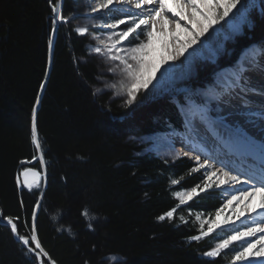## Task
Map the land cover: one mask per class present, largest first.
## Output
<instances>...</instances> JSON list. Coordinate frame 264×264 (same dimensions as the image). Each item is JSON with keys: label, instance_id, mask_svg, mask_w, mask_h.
<instances>
[{"label": "trees", "instance_id": "obj_1", "mask_svg": "<svg viewBox=\"0 0 264 264\" xmlns=\"http://www.w3.org/2000/svg\"><path fill=\"white\" fill-rule=\"evenodd\" d=\"M60 2L64 15L77 14L71 0ZM256 4L248 12L252 26L235 37L234 52L223 55L221 63L232 60L242 46L264 45V0ZM50 28L48 0H0V214L19 217L20 234L30 235L31 209L43 194L37 230L57 264H232L237 242L219 257L203 256L228 231L216 229L198 242L189 239L198 234L195 214L210 217L223 204L218 188L182 205L171 223L155 219L178 203L173 192L202 179L200 172L189 173L184 156L166 160L146 140L183 127L176 103L183 101L181 96L123 105L116 91L102 83L107 79L86 38L69 23L57 26L49 65ZM45 71L49 75L37 113L42 167L32 159L39 153L31 144L30 124ZM209 71L208 65L200 67L195 78L203 81ZM28 166L45 173L44 187L29 191L16 184L17 174ZM181 176L180 184L170 185L169 178ZM85 207L94 220L81 215ZM22 248L10 227L0 222V264H36Z\"/></svg>", "mask_w": 264, "mask_h": 264}, {"label": "snow or ice", "instance_id": "obj_2", "mask_svg": "<svg viewBox=\"0 0 264 264\" xmlns=\"http://www.w3.org/2000/svg\"><path fill=\"white\" fill-rule=\"evenodd\" d=\"M51 11V28L48 38V63L52 61L54 47V36L57 26L69 22V17L64 15L60 0L53 3L48 0ZM127 5H132L136 10L132 13ZM175 5V7H174ZM256 3L249 4L247 0H98V3L91 9L99 13L102 10L111 12L115 9L118 12L131 14L116 17L112 23L106 25L112 31L106 38L90 33L87 26H80L74 29L81 37L91 35L97 41V45L91 48V52L103 56L110 62L112 67L109 72L119 73L122 79L116 84L108 87L117 89V93H123L126 97L124 103L133 105L138 99V93L147 90L156 79L155 72L160 71L164 65H169L164 71L168 72L176 61L182 57L191 55L195 46L202 43V37L212 29L214 25L220 24L237 9L234 14L246 21L244 13L249 8L255 9ZM264 11V7L261 8ZM147 12V15L144 13ZM121 25L124 27L121 28ZM94 27L96 25H93ZM171 26V31H168ZM238 26H233V31H238ZM171 36V42L165 37ZM127 41L130 46L125 47ZM192 49V51H189ZM171 62V63H170ZM233 71L223 76L219 82L213 84V88L219 93L213 95L210 92L201 94L202 102L197 104L192 96L183 101H177L178 109L185 119L189 131H192L197 122L203 123L212 137L224 147H235L246 156L255 160L259 157L260 165L255 171H237L224 168L214 169L209 159L201 160L199 155L192 156L184 153L195 161V166L189 169V173L203 172L202 179L194 186L175 191L172 195L178 203L162 214L156 216L158 222H173L177 217L176 213L182 205L188 204L201 193L212 189L231 191L232 195L218 207L214 214L205 217L201 213L195 214V220L199 224L198 234L192 235L191 241H201L208 237L216 229L228 231L230 234L219 239L203 256L216 258L221 256L224 250L229 249L234 242L239 243V250L234 251L232 264L247 262V264H264V139L256 140L245 130L249 125L255 127L257 120L264 125V46L259 50L253 48L244 57L232 65ZM253 74L260 77L258 81L253 80ZM44 79L39 83L35 102L31 109L30 136L31 144L35 151L33 160L39 159L41 166L45 165L41 139L38 134V107L41 103V94L46 90L48 71L44 72ZM213 100L218 106H224L221 114H212L208 108ZM177 154L175 159H180ZM25 163V161H21ZM167 163V161H165ZM21 177L23 179L21 180ZM183 176L179 179L169 178L170 185H178ZM41 173L34 168L25 167L16 176V184L31 191L39 188L41 184ZM225 185H240V189L224 188ZM148 194L145 193V196ZM259 197V202L256 198ZM40 199L35 201L31 209L30 235H21L17 221L19 217L5 216L0 214V219L6 221L10 232L26 250L25 254L35 257L36 264H57L49 253L44 249L39 239L37 230L38 212L41 208ZM235 201V204L233 202ZM246 201V203H245ZM23 207V201L20 202ZM243 208L237 212L239 205ZM231 208V215H224V211ZM81 215L88 221L96 217L90 215L89 209L85 207ZM191 215V213H190ZM224 215L223 221L220 217ZM247 218V223L245 219ZM239 220L242 227H234ZM179 221L186 224L187 220L183 215ZM92 228V224H88ZM64 229L58 228L57 231ZM71 235V229H67ZM242 242V243H240ZM85 264H88L85 261Z\"/></svg>", "mask_w": 264, "mask_h": 264}, {"label": "rangeland", "instance_id": "obj_3", "mask_svg": "<svg viewBox=\"0 0 264 264\" xmlns=\"http://www.w3.org/2000/svg\"><path fill=\"white\" fill-rule=\"evenodd\" d=\"M71 1L73 3V7H74L73 9L77 11V14L71 15L69 17L70 19L68 23L73 29V31L76 27L87 26L90 30V33H94L95 35L101 36L102 38H106L107 35L111 32V29H108L106 25L112 23V20L114 18L120 17L121 14L127 13V12H123V13L118 12L115 9H113L111 12L107 10H103L99 13H95L91 11V9L93 8L92 0H71ZM256 1L257 0H247L249 4L256 3ZM130 9L132 10V8ZM251 9L252 8H249V10L244 13V16L247 18L246 21L240 19L239 16L235 17L234 14L237 12V9H233V13L230 14V16L226 18L225 21H221L220 24L214 25V27L211 29V33L213 34L214 38H218L221 34L227 36L225 40L221 41L222 52L220 54L218 53L219 55L215 54L213 49H210L209 51V53L213 56L211 59H204V58L198 59L196 56L195 57L188 56V54L186 53L185 59L189 60V64H186V66L180 68L179 75L177 74L173 79L174 76H172V74L169 71L165 72L162 67L160 71L155 72L156 79L153 80L152 85H150L147 90H143L140 93H138V99L133 105H137L139 101L147 97L156 98V97L169 96V97L177 98L178 94L181 96L183 100H185L188 96H192V98L196 101L197 104H201L199 103L201 94L204 93V91L209 87L210 81L214 82L213 80L214 74L209 71L207 73V77H208V78L206 77L207 79L205 78L203 81H197V79L195 78L197 69L200 67H204L206 65H208V67H210L211 65V69L212 66H214L215 68L218 65L215 64L216 59H220L225 54L229 56L234 52L235 48L233 43L235 42L234 40L235 37L238 35H242L244 33V29H249L252 26L251 25L252 23L248 17V12ZM93 25L96 26L94 27ZM234 25L238 26L239 29L238 31H233ZM84 37L86 38L87 41L86 44L88 50L90 53H92L91 48L97 45V41L93 39L91 35ZM124 44L125 47L130 46L128 42ZM245 47L247 48V46ZM245 47H243L239 51V53L237 54L238 57L240 56V53ZM200 52H202V48H200ZM93 54L96 56L95 61L99 67V71L101 73L103 72L104 73L103 77L107 79L106 82L102 81V83H104L105 85H111V84H116L118 81L122 79V76L119 73H112L108 71V69L112 67V65L110 64L109 61H107L105 57L97 55L95 53ZM103 77L101 78L102 80ZM112 91H116L117 98L121 100L119 102L122 103L123 105H126L124 103V100L126 98L124 94L123 93L118 94L117 89L115 88H112ZM184 125H185L184 128L186 129L183 132L184 134H174V136L181 140L187 141L188 146L186 147L187 148L186 150L180 147L181 150H184L185 152H182L180 150L179 146L176 144V141L168 139V137L173 138V136L165 135L160 132L153 133V135L147 137L146 140L150 141L151 150L154 151L157 155L169 161H173L177 156V154L181 156L186 152L194 156L195 152L192 151V148H196L202 151L203 150L202 143L199 141V139L195 136V134L192 131H189L186 123ZM173 143H175L176 145H173ZM189 149L190 151H187ZM183 156L186 159H188L191 168L195 166V161L191 159L190 156H185V155ZM200 175L201 177L203 176L202 171L200 172ZM222 187L226 188V185ZM219 190L222 193L223 196L222 201L224 203V201L230 197L229 191H222L221 189ZM233 204H235V201L233 202ZM241 209L242 208H240L239 206L237 208V212H239ZM231 211H232L231 208L225 209L224 215H231ZM224 215L220 217L221 221H223ZM242 219H245L246 223L248 222L246 217H242ZM235 227H242L239 220L236 221ZM237 264H241V262H237ZM243 264H247V262H243Z\"/></svg>", "mask_w": 264, "mask_h": 264}, {"label": "bare ground", "instance_id": "obj_4", "mask_svg": "<svg viewBox=\"0 0 264 264\" xmlns=\"http://www.w3.org/2000/svg\"><path fill=\"white\" fill-rule=\"evenodd\" d=\"M92 1H93L92 6L94 7L98 3V0H92ZM126 7L132 8V5H127ZM174 7H175V5H174ZM132 10L134 13L136 11H138L135 8L134 9L132 8ZM144 14L147 15V12H145ZM122 27H123V25H121V28ZM171 30H172L171 26H169L168 31L170 32ZM226 38H227V36L222 35V34L218 38H214L213 34L211 33V29H209V31L207 33H205V36L202 37V43L195 46L196 50L195 51H192V49L189 50V51H192L190 56H193V57L196 56L198 59H202V58L211 59L213 56L209 53L210 49H213L215 54L219 55L222 52L221 41L225 40ZM165 39L168 40L169 42H171V36H167V37H165ZM123 43H127V41H125ZM124 46H125V44H124ZM261 46H264V45H261V44H257L256 46L255 45H249L244 50V52L242 53L241 57L239 58V61H243L244 57L248 54V52L251 49L255 48V49L259 50L261 48ZM200 48H202V52H200ZM185 57H186V54H185ZM185 57L181 58L184 66H186V64H189V60L185 59ZM168 67H169V65H164L163 70L165 68H168ZM181 67H182L181 61H176V64L172 68L169 69V72L172 74V76H174L173 79L175 78V76L177 74L179 75V71H180ZM228 73H229V71L225 70V69L220 71V73L218 74V77H217V81L213 78L214 82H212V81L209 82V87L204 91V93L210 92L213 95H218L219 93L213 88V84L216 82H219L221 80V78L223 76L227 75ZM198 86H196V87H198ZM193 89H195V88H193ZM199 101H200L199 103L202 102V97L199 99ZM216 103L217 102L215 100H213L210 104H208V108L210 110V113L221 114L223 111V108H221L220 106H217ZM185 130L186 129H184L183 132ZM245 130L248 132V134L250 136H253V138L258 140V141L264 139V125H262L259 122V120H257V124L255 127H252L251 125H249ZM192 132L195 134V136L202 143V148H203L202 151H200L199 149H196V148H192V151L195 152V155H199L201 157V160L207 158L211 162L216 157L218 158V154H221L218 151V149H220V150L225 149L229 153L235 154L234 164L231 165L232 170L235 168H239V169L243 170V172H244V171H255L259 168L260 162L254 161L253 159H248L243 152L236 149L235 147H224L223 145H221L217 140H215L212 137V135L208 132L207 127L203 123L197 122L195 124ZM176 140H177L176 144L179 146V148L182 147L185 150L187 149L186 148L188 146L187 141L181 140L179 138H177ZM180 150H181V148H180ZM181 151L185 152L184 150H181ZM187 151H190V149ZM181 156H183V155H181ZM220 168H224V167H222L221 165H218L217 167H214L213 170L220 169ZM233 174H236V172H233ZM240 187H241L240 185H234V186L233 185H226V188H229V189H231V188L240 189ZM229 194L231 196L232 192L229 191ZM256 202L257 203L259 202V197L256 198ZM245 203H246V201H245ZM239 206H240V208H243V204H241ZM261 214L264 215V210H261Z\"/></svg>", "mask_w": 264, "mask_h": 264}, {"label": "water", "instance_id": "obj_5", "mask_svg": "<svg viewBox=\"0 0 264 264\" xmlns=\"http://www.w3.org/2000/svg\"><path fill=\"white\" fill-rule=\"evenodd\" d=\"M28 167H30V168H34V169H36L37 171H39V172L41 173V176H42L41 184H43V187H44V181H45L44 173H43L42 171L38 170L37 168L33 167V166H28ZM21 171H22V170H21ZM22 179H23V177H21V180H22ZM0 222L3 223V224H6V221L0 220ZM6 225H7V224H6ZM14 237H15V236H14ZM15 239H16V237H15ZM16 240H17V239H16Z\"/></svg>", "mask_w": 264, "mask_h": 264}]
</instances>
